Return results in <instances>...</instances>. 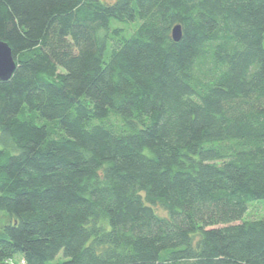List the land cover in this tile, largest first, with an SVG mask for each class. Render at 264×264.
<instances>
[{"label": "trees", "instance_id": "1", "mask_svg": "<svg viewBox=\"0 0 264 264\" xmlns=\"http://www.w3.org/2000/svg\"><path fill=\"white\" fill-rule=\"evenodd\" d=\"M0 41V264H264V0H0Z\"/></svg>", "mask_w": 264, "mask_h": 264}, {"label": "water", "instance_id": "2", "mask_svg": "<svg viewBox=\"0 0 264 264\" xmlns=\"http://www.w3.org/2000/svg\"><path fill=\"white\" fill-rule=\"evenodd\" d=\"M172 40L179 42L181 39V28L176 25L171 31ZM15 70V60L11 49L5 42L0 41V80H8Z\"/></svg>", "mask_w": 264, "mask_h": 264}, {"label": "rangeland", "instance_id": "3", "mask_svg": "<svg viewBox=\"0 0 264 264\" xmlns=\"http://www.w3.org/2000/svg\"><path fill=\"white\" fill-rule=\"evenodd\" d=\"M114 22V21H113ZM156 212L161 215H164V212L160 208H155ZM264 217V200H259L251 203L247 213L243 217L244 220H254ZM18 262V261H17Z\"/></svg>", "mask_w": 264, "mask_h": 264}]
</instances>
